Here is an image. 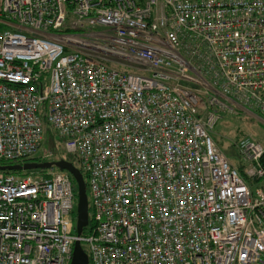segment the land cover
<instances>
[{
  "label": "built area",
  "instance_id": "obj_1",
  "mask_svg": "<svg viewBox=\"0 0 264 264\" xmlns=\"http://www.w3.org/2000/svg\"><path fill=\"white\" fill-rule=\"evenodd\" d=\"M237 104L264 118V0H0V160L72 157L89 190L77 236L68 172L0 171V264H264V186L211 135Z\"/></svg>",
  "mask_w": 264,
  "mask_h": 264
},
{
  "label": "rangeland",
  "instance_id": "obj_2",
  "mask_svg": "<svg viewBox=\"0 0 264 264\" xmlns=\"http://www.w3.org/2000/svg\"><path fill=\"white\" fill-rule=\"evenodd\" d=\"M52 129L48 127V132L45 133V143L43 144L41 153L44 150H51L54 153V157L58 158L60 155V147L57 145V135ZM211 135L216 145L226 156V158L234 165H242L244 173L246 171L245 165L240 162L239 152L236 144L243 139L249 138L258 140L264 146V118L257 112L247 109L240 104L234 106L232 110L220 111L219 118L211 129ZM51 139V143L48 140ZM37 170V169H35ZM42 170V169H39ZM45 170V169H44ZM43 172H35V175H42ZM248 184L252 189L257 187L254 180L247 179ZM88 197L89 190L86 189ZM77 202V201H76ZM75 202V207H76ZM75 225V217H74ZM82 248L87 249L85 242H82Z\"/></svg>",
  "mask_w": 264,
  "mask_h": 264
},
{
  "label": "water",
  "instance_id": "obj_3",
  "mask_svg": "<svg viewBox=\"0 0 264 264\" xmlns=\"http://www.w3.org/2000/svg\"><path fill=\"white\" fill-rule=\"evenodd\" d=\"M56 167L60 170L68 172L76 183V222L75 233L80 236L85 227L89 224V203L87 187L81 171L70 161L58 160L42 163L26 162L23 164H7L0 165V171H29L35 169H48L50 167ZM70 264H89V258L87 253L81 246L79 240H76L72 249V257Z\"/></svg>",
  "mask_w": 264,
  "mask_h": 264
},
{
  "label": "trees",
  "instance_id": "obj_4",
  "mask_svg": "<svg viewBox=\"0 0 264 264\" xmlns=\"http://www.w3.org/2000/svg\"><path fill=\"white\" fill-rule=\"evenodd\" d=\"M46 131L48 132V127L46 128ZM52 131V130H51ZM51 143V139L48 140V143ZM57 142V145L59 146V140L56 141ZM69 161L72 162L73 164H75L74 160L72 157L69 158ZM26 162H34V163H42V162H45V160H43L40 156H35V157H32L30 159H24V160H18V161H15V162H6V161H1L0 160V165H7V164H23V163H26ZM261 163L264 167V154L262 156V159H261ZM236 168H238L239 172L241 173L242 176H244L246 179H249L246 177L245 173H244V170H243V166L240 164L238 166H235ZM42 171L43 174H45V170H27V171H23V170H17V171H3L4 173H12V174H16L18 176H24V175H27V174H35V172H40ZM254 180L255 184H257L258 186H264V177L260 178V179H252ZM72 181H73V184H74V187L76 188V183L75 181L73 180L72 178ZM88 229H84V232L83 234L85 235L87 233Z\"/></svg>",
  "mask_w": 264,
  "mask_h": 264
}]
</instances>
